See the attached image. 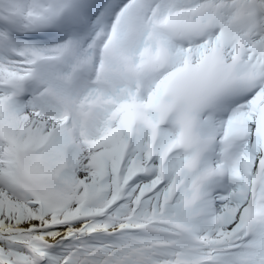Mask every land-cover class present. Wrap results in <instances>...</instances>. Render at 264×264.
I'll return each instance as SVG.
<instances>
[{
    "label": "snow or ice",
    "instance_id": "snow-or-ice-1",
    "mask_svg": "<svg viewBox=\"0 0 264 264\" xmlns=\"http://www.w3.org/2000/svg\"><path fill=\"white\" fill-rule=\"evenodd\" d=\"M0 264H264V0H0Z\"/></svg>",
    "mask_w": 264,
    "mask_h": 264
}]
</instances>
